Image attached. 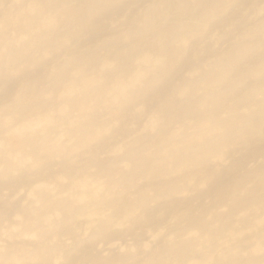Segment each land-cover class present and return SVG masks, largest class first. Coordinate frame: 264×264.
Listing matches in <instances>:
<instances>
[{"label": "bare ground", "instance_id": "6f19581e", "mask_svg": "<svg viewBox=\"0 0 264 264\" xmlns=\"http://www.w3.org/2000/svg\"><path fill=\"white\" fill-rule=\"evenodd\" d=\"M0 264H264V0H0Z\"/></svg>", "mask_w": 264, "mask_h": 264}]
</instances>
